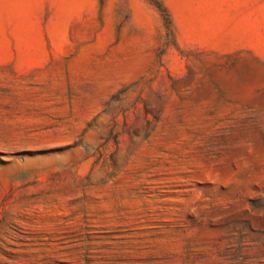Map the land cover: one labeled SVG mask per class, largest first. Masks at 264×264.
Segmentation results:
<instances>
[{"label":"rangeland","instance_id":"374dc122","mask_svg":"<svg viewBox=\"0 0 264 264\" xmlns=\"http://www.w3.org/2000/svg\"><path fill=\"white\" fill-rule=\"evenodd\" d=\"M0 264H264V0H0Z\"/></svg>","mask_w":264,"mask_h":264}]
</instances>
